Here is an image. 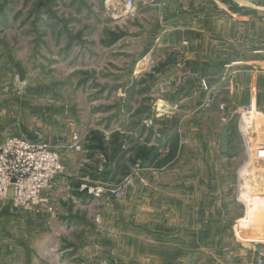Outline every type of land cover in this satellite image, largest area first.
Segmentation results:
<instances>
[{"label": "rangeland", "instance_id": "374dc122", "mask_svg": "<svg viewBox=\"0 0 264 264\" xmlns=\"http://www.w3.org/2000/svg\"><path fill=\"white\" fill-rule=\"evenodd\" d=\"M106 1L124 9L125 0H0V142L13 135L32 141L38 130L42 139L32 142L56 151L63 165L42 192L54 214L42 206L18 211L9 193L0 199V230L10 208L50 213L51 228L35 232L47 242L42 255L49 264H242L232 260L242 240H255L256 227L264 233V114L252 104L239 115L226 110L212 129L181 122L167 109L158 126L154 93L178 63L181 86L199 76L193 88L207 95L199 83L212 90V77L224 84L223 95L239 96L242 57L253 53L242 49V10L264 11V0L204 2L209 11L213 4L215 19L198 18L196 6L182 0V11L191 7L186 18L167 11L151 38L157 20L137 16L146 0H135L122 17ZM103 12L116 24L100 33L104 45L83 48L81 34L97 36ZM262 32H253L256 44L264 43ZM244 115L255 118L249 130ZM76 188L99 193L86 205L71 193ZM253 198L258 211L249 219Z\"/></svg>", "mask_w": 264, "mask_h": 264}, {"label": "crops", "instance_id": "0c3cea01", "mask_svg": "<svg viewBox=\"0 0 264 264\" xmlns=\"http://www.w3.org/2000/svg\"><path fill=\"white\" fill-rule=\"evenodd\" d=\"M206 2L208 4L209 0L204 1H195V2H188L186 0V3H190L195 5L196 9L195 11L191 12L197 16L198 18H207L209 14L211 15L212 19H215L216 16L214 7L212 4L211 10L209 9L205 10L204 8H201L202 5ZM144 3L143 8L144 10H141L137 13V16L145 18L148 16H151L153 19L157 20L156 26L154 27L155 31L152 32L150 29L149 35L147 36L151 38V35H155L157 31H160L162 26H160L159 20L164 17H168L170 13V16L173 18H181L185 19L188 12L191 11V7H188L184 11L181 10V8L184 9V7H180L182 0H146ZM257 3V2H256ZM199 4V6H198ZM169 6L170 10H166L164 7ZM157 8L156 12L150 13V10L147 11L148 8ZM209 7V5H208ZM105 12L101 13L100 15H96L98 18L97 22L100 24L99 26H96V33L97 36H94L93 33H83L81 34L83 39V48L88 46V43H92L97 46L104 45V40H102L99 36L102 30L108 29V26L114 25L115 22L113 20H110ZM181 13V14H180ZM164 14V15H163ZM167 14V15H165ZM254 15V16H253ZM209 18V17H208ZM254 20V21H253ZM116 24V23H115ZM143 28V27H142ZM264 32V11H253L248 12V10L244 9L242 10V49L244 50H253V53H248L249 55L246 57H242V70L240 71V79L242 80V87L240 89L242 92L239 93V96L236 95H223L221 93V89L224 86V84L218 83L217 85L213 84V78L208 77L210 81V85L213 88V103L210 106H203V100L205 98V92L203 91H195L193 86L197 84L198 77L196 76V79L193 81L192 78L189 80V82L184 86H181L177 90L166 92L162 89V87L166 88L167 86H162V82L164 81V78H160L159 82L161 85V90H159V95L156 92V95L154 93V96L157 101V105L160 108L156 109L155 116V122L156 125L161 126L162 122L167 118V109L171 111V115H176L180 121H183V118H189L190 123L199 124L203 128L211 127L212 129L218 125V120L221 119L227 112H233L235 115L238 114L240 111V108L248 107L250 104L255 106V109L260 111L262 114H264V43H258L256 44L254 41L255 36L253 32H256V34H260L261 38V32ZM177 29L174 30V33H170L175 35L177 32ZM262 32V33H263ZM251 34L252 38H248L247 35ZM245 36V37H243ZM89 37H91L89 39ZM134 40V39H133ZM132 41V40H129ZM170 41V40H167ZM81 44V42H80ZM115 43L106 44L107 46H113ZM192 75V74H191ZM157 77V75H155ZM166 78V77H165ZM188 78V77H187ZM156 80V78L154 79ZM163 80V81H162ZM215 85V86H213ZM201 90V89H200ZM221 93V94H220ZM226 100H225V98ZM228 97V98H227ZM230 97V98H229ZM230 99V101H228ZM223 100V101H222ZM222 106V107H221ZM170 113V112H169ZM218 117V120H217ZM255 118L247 117L244 115V118L242 120V126L243 130H249L253 126V120ZM113 132V130H111ZM106 134V133H105ZM104 135V134H103ZM168 143V142H167ZM249 143L245 139V144ZM250 150V149H249ZM248 151V146H247ZM251 151V150H250ZM248 153L249 161L245 164V169L249 166V164L252 162V153ZM243 161V156H242ZM69 179V175L66 176ZM71 179V178H70ZM242 187V193L247 191L248 186L245 185V183H241ZM245 191H244V190ZM71 193L76 195L77 197H80V200L82 202L86 201V205L91 202L92 199H95L92 193H88L85 190L80 191L79 189H74V192ZM89 198H91L89 200ZM81 202V203H82ZM258 203L259 200L257 198H253V206L250 208L249 206H246L247 212L246 216L247 218L251 219L252 214L254 211H258ZM77 205L80 203H76ZM246 205V204H245ZM6 214L4 215V219H2L1 225L4 224L3 231L1 232V243L2 248L0 252V259L5 262V264H49L50 261L46 256L42 255V249H48L47 242H44L43 238L38 239V235H35V232L37 231V227L43 226L45 229L51 228L49 224L51 225V215L50 213L44 212L41 215H27V214H17L15 213L11 208L7 210ZM47 217V218H42ZM42 218V219H41ZM51 218V219H50ZM49 221V222H48ZM245 221V218H244ZM47 225H45V224ZM14 231V232H12ZM4 233V235L2 234ZM49 232L52 233L50 230ZM254 234L257 235L256 239L253 241H247L242 240V253L238 254L237 256L233 254L232 260H239L242 259V264H254V259L256 255L257 249H263L264 248V233L263 228L259 230L257 227L254 230ZM260 234V237H259ZM50 238L51 244L54 242L53 234L48 237ZM47 239V240H48ZM46 240V241H47ZM38 241L39 246L36 249H33L34 243ZM247 241V242H246ZM4 244V245H3ZM32 244V245H31ZM248 244V245H247ZM54 249L53 247H51ZM21 259V262H15L17 260ZM232 264H240L233 262Z\"/></svg>", "mask_w": 264, "mask_h": 264}, {"label": "built area", "instance_id": "2783aa9c", "mask_svg": "<svg viewBox=\"0 0 264 264\" xmlns=\"http://www.w3.org/2000/svg\"><path fill=\"white\" fill-rule=\"evenodd\" d=\"M124 2V9L113 3H110L109 6L107 1L104 6L108 11L117 9L119 17H122L135 9V0H125ZM176 69V73L164 80L162 85L172 84L175 88L181 87L183 78L178 71L180 69L178 63ZM199 84H202L201 88L208 92L203 105L210 106L213 103V89L211 90L203 80ZM246 108L250 110L249 107ZM239 118L242 119V116ZM41 136V132L35 130L32 141L41 140ZM71 139L73 140L72 147L79 149L78 137L74 135ZM32 141L27 136L13 135L5 137L0 142V178H5V189L0 192V199H4L11 193L10 199L14 209L25 212L37 211L36 207L42 206V209L53 215L55 212L53 206L48 204L49 201L42 195V192L50 185L54 177L63 171V165L56 151L51 150L45 143ZM90 193L96 196L99 190H90ZM255 259V264H264V249L256 250Z\"/></svg>", "mask_w": 264, "mask_h": 264}, {"label": "bare ground", "instance_id": "6f19581e", "mask_svg": "<svg viewBox=\"0 0 264 264\" xmlns=\"http://www.w3.org/2000/svg\"><path fill=\"white\" fill-rule=\"evenodd\" d=\"M112 1L113 0H110V2H112ZM4 189H5V178H0V192L4 191Z\"/></svg>", "mask_w": 264, "mask_h": 264}]
</instances>
